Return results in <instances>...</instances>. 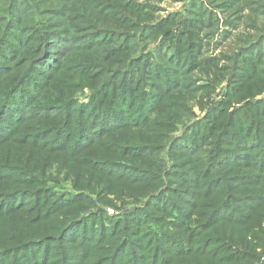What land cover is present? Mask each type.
<instances>
[{
	"label": "rangeland",
	"instance_id": "obj_1",
	"mask_svg": "<svg viewBox=\"0 0 264 264\" xmlns=\"http://www.w3.org/2000/svg\"><path fill=\"white\" fill-rule=\"evenodd\" d=\"M81 2L0 0V107L13 72L15 80L17 70L30 64L29 57L35 60L42 52L44 38L39 28L78 36L65 44L53 39L51 48L66 49L60 55L65 68L61 63L47 72L52 63L44 59L47 66L40 67L38 83L32 71L24 84L29 92L24 101L19 93L15 102H21L18 114L8 108L3 115L11 120L12 131H3L0 140V167L5 168L0 170L1 202H7V207L28 202L30 213L35 214L46 205V223L27 228L37 233L45 225L49 232L42 241L52 244L53 251L75 232L84 236L81 244L90 235L88 246L83 243L74 255L71 251L79 248L76 240L63 245L71 256L66 258L68 264H151L155 261L150 258L156 255L163 263L168 249L160 239L155 241L157 247L151 245L152 238L146 240L150 229L158 226L164 235L171 234L183 244L186 227L201 223L212 210L221 216L216 221L237 224L236 230L229 225L220 228L234 239L236 247L251 240L248 243L255 250L251 249L254 255L248 264L253 260L264 264V0H111L123 14L119 17L125 19L108 15L109 20H96L121 29L115 34L93 31L101 39L87 53L81 52L93 45H84L88 32L77 33L82 19L66 15L67 8L80 9ZM101 10L110 14L104 7ZM135 20L145 22L143 28L159 29L153 36L139 38L120 25ZM59 35L54 33L53 38ZM39 42V48L34 47ZM253 44L258 45L242 53ZM81 62L92 63L88 71L94 76L102 67L101 80L109 79L103 86L107 85L105 92H96L91 79L87 85H79ZM123 74L137 86L124 109L121 106L127 97L116 99L120 109L114 112L125 121L115 119L112 126L127 129L114 132L108 128L91 137L93 130L83 135L77 124L66 126L64 115L80 119L95 98L105 99L112 89L122 94ZM54 80L69 82L67 86L73 89H67L66 96L58 95L49 88ZM157 92L162 94L156 105L141 112L145 98ZM212 108L214 115L209 117ZM89 118L88 114L86 121ZM206 128L212 131L205 133ZM187 130L195 148L185 145L178 149ZM72 133L76 141L81 140L77 153L56 152ZM91 140L94 145L84 149ZM234 150L246 163H233ZM209 162L205 170L199 169ZM115 172L118 174L113 175ZM194 174L199 180L187 179ZM154 187L160 189L155 192ZM35 199L41 202L40 208L39 203L33 205ZM73 199L78 200L70 207L61 205ZM183 209L188 215L185 228L172 224V211ZM89 220L91 225H87ZM81 221L86 224L78 230ZM6 225L16 227L18 222L12 218ZM204 240L199 232L194 245L202 248ZM221 240L222 244L217 239L206 243L209 253L234 246L228 237ZM198 251L193 250L201 253ZM61 259L53 253L51 262L63 264ZM173 260L166 264H175Z\"/></svg>",
	"mask_w": 264,
	"mask_h": 264
},
{
	"label": "trees",
	"instance_id": "obj_2",
	"mask_svg": "<svg viewBox=\"0 0 264 264\" xmlns=\"http://www.w3.org/2000/svg\"><path fill=\"white\" fill-rule=\"evenodd\" d=\"M56 3V2H54ZM83 4V5H82ZM81 7L80 9H74L72 10V7H70V10L67 8L66 10V15H70L73 17H76L77 19H82L80 22L77 23V33L78 34H82V33H86L88 32L87 35H84V37H87V42L84 44L87 47L93 45L91 48L89 49H85L83 52L81 53H87L88 51H92L98 44H99V40L101 38H95L93 35L95 32V30L100 29L101 31L99 32L100 34H105V32H109L110 34H115L116 31H119L121 28H115L113 27L112 24H107L104 22H99L96 20V17H99L101 19H106L109 20L108 15H113L116 16L120 19H125V17H119L122 16L123 14L118 13V11L115 9V6L113 5V3L111 2V0H82L81 2ZM63 7V6H62ZM102 7H104V9H107L110 14H107V12H103L101 9ZM21 11V10H19ZM102 11V12H101ZM86 15H89L88 18H85ZM138 19V17H137ZM136 19V20H137ZM131 21V22H126L125 24H120L123 25L122 28L126 31H128L129 33H136L137 36L136 37H144L145 35H149L151 34V36H153L154 31L159 29L158 26H149L146 28H143V26L145 25L143 21ZM78 21V20H77ZM137 23V24H135ZM129 25H131L129 28ZM38 28H35L33 31H35ZM133 29V30H131ZM39 31L42 33V36L44 38L43 43L39 42L37 43L34 47L39 48V45L42 43V46L40 47V51H42L39 55V57H37L34 60V57H29L30 60V64L28 66H26L25 68H22L20 70H17L16 74H15V80H14V72L11 76V80L9 82V87L6 89L7 95H6V99L4 101V103L1 105L0 107V116H2V118L0 119L1 121H3L4 124H0V140H2V136H3V131H12V127H11V120L7 117H4V113L7 114V110L8 108H13L15 109V113L18 114V109L20 107H18V105L21 104L18 103L16 104L15 102L19 99V93L24 95L23 97V101L26 99V95H29V92L24 88V84L26 83V81L28 80L31 72L33 71L36 75L35 78V83H38V73H41V68L42 66H47V64L44 63V59H48L52 64L51 66H47L48 70L47 72H49L50 70H54L55 67L59 66L62 63V68H65L64 63L62 61V59L60 58V55L63 54L64 51H66V49L64 47H61L60 50L57 49H53L51 48V46L49 44H54L53 43V39L57 41H60L61 43H66L67 40H69V38H73V37H78L75 35H65L64 33L59 35V33H56L55 31L52 32H45V30L43 28H39ZM90 31V32H89ZM57 34L59 35L54 36L53 35ZM109 34V35H110ZM36 36V34H35ZM73 36V37H72ZM82 37V36H79ZM110 36H108L109 38ZM83 38V37H82ZM81 38V39H82ZM107 38V39H108ZM79 39V41L81 40ZM31 41H34V38H32ZM78 43V42H77ZM62 44H60L59 46H61ZM77 45V44H76ZM258 44H253L251 46H249L248 48H246V50H243L242 53H245L247 51H250V49H252L253 46H257ZM259 45H263L262 42ZM75 47V46H74ZM82 47V45H81ZM132 48L129 49V51H131ZM254 51V50H253ZM252 51V52H253ZM247 56V54L245 55ZM55 57H58L59 59L57 61L54 60ZM42 59V61H41ZM131 60V58L129 59ZM135 59H133L131 62H134ZM96 64H100L99 62H94ZM92 63H88V62H81L79 64V68H80V72L78 73V78L80 79V84L81 86L83 85H87V81L89 79L93 80V85L94 88H96V92L101 93V92H105L107 89V85L105 87L104 84L109 82V79L103 81L102 79V75L99 72L100 69H102V67H100L98 70H96L97 74L96 76L95 73H92L91 71H88L90 68H93V66H90ZM87 65V66H86ZM103 66V65H101ZM31 67V69L28 71V69ZM104 67V66H103ZM87 72H90V74H87ZM46 76V72L43 73ZM156 74L161 75L164 74L163 72H159L156 71ZM90 75V77H88ZM122 78V84L119 87V90L122 91V94H118V91H114V89L111 90V92H108L107 97L105 99H98L95 98L93 105H91V107H88L87 110H85V112L81 115L80 119L75 118V116L71 115V114H66L64 115V122L68 121L66 126H71V125H75L77 124V129L79 132H82L83 135L87 134L88 132L92 131V135L96 136L99 135L101 133H106L104 132V130L111 128L114 129L113 131H124L125 129H127V127L122 126L120 128H117L118 126H112L114 123V120L118 119L120 122H124V119H119V116H117L118 112H114V111H119V106L116 104V99H118L119 101H122L124 98L127 97L126 100L123 101V105L121 106V109H124L125 104L128 102V98L129 96L133 95L134 93L132 92L133 87H136V85H132V80L130 78H127L124 74H123ZM118 81V80H117ZM55 82H57L55 84ZM165 82V81H164ZM69 82H63L62 80H54L53 83H51L49 85V88L52 92L61 95V96H66L68 95L66 93L67 89H73L72 86H67ZM113 83V82H112ZM168 84V83H167ZM112 86V84H111ZM154 88L156 89H166V88H162L159 86L156 87L154 86ZM141 88L140 84H139V89L138 91H140ZM38 86H37V92H38ZM110 91V90H109ZM137 91V92H138ZM144 91V90H143ZM136 92V93H137ZM39 93V92H38ZM158 94V96H157ZM153 93V96L151 97H147L145 98L144 104L142 106V110L141 112L145 113L144 110L147 108H152L153 106L156 105V102L159 101L160 95L162 94L161 92H157ZM154 100H152V98H154ZM115 98V99H114ZM97 101V102H96ZM118 102V101H117ZM96 103V104H95ZM120 104V102H118ZM8 104H15L14 106H9ZM129 105V103H128ZM113 106L116 107V110H113ZM70 107L69 105L65 106ZM94 109V111H93ZM135 107H132L131 110H134ZM212 110H214V108L211 109V112L209 114L210 116H213L214 114L212 113ZM68 113V112H67ZM90 116L89 119H87L86 121V116ZM142 115V114H141ZM249 116H251L249 114ZM84 119V122H81V120ZM94 120V123H93ZM92 125H94L93 127H91ZM79 126V127H78ZM194 129V128H190ZM187 130L185 132V135H183V140L180 138V145L177 146L178 149L183 148L185 145H188L189 147L195 148L194 143L191 139L190 133L191 131ZM212 131V128H206L205 133H210ZM264 136V133H263ZM29 139L32 140V137L29 136ZM73 140V142L70 141ZM59 139L55 140L53 142L54 145H57ZM81 145V140L76 141V137L74 136V133H72V136L70 137L69 141L63 146L62 149L60 150H56V152H67V153H72L75 152L77 153V147H79ZM94 145V143H88V146L84 149H87L89 147H92ZM173 147L175 148V144L173 145ZM83 149V150H84ZM232 151H229V153ZM234 162L236 164L239 165H243L244 162L243 160H240L239 158H241V155L238 154L239 152L237 150H234ZM238 158V159H235ZM214 162V161H213ZM212 162H209L208 164H205L204 167L199 168V169H203L205 170L209 165H211ZM5 169L0 167V170ZM98 171L104 172L102 170H100V168H97ZM196 171V170H193ZM201 171V170H200ZM106 173V172H104ZM118 172H115L113 175H117ZM172 175V174H170ZM192 177V178H191ZM149 178V177H148ZM186 178V177H185ZM187 179H193V180H199V175L194 174V176H188ZM135 183V182H132ZM142 184L139 183V185ZM160 188L159 187H154L153 191L157 192ZM5 199V196L3 197ZM21 200H25L24 197L22 196L20 198ZM8 198H6L5 201H7ZM35 199V203H33V205H37L38 203L40 204L39 208L41 207V202L39 200ZM78 199H73L70 201H64L61 205L65 206L66 208L70 207V205L75 202ZM28 202L25 203H21L19 206L17 205H11L9 207L7 202H1L0 200V264H52L53 262H51V258L53 253L55 254V256H59L61 259V262L63 264H68L70 260H66L67 257H71L69 256V252H67L66 250H63V245H70L71 242L76 240V244L79 246L78 249L72 250V254L74 255V253H77L80 251L81 246L83 245V243L88 246L86 243L90 242L92 240V237H90V235H86V237L84 238L83 243L81 244L80 239H82L84 236L83 235H78V232H75V235L72 236V238H70L69 240H64L63 242H61L62 244L60 245V248L58 251H53L52 249V244H47L45 241H42L44 239V237L47 236L49 229L47 227H43V229H45V231H43V229L40 232L37 233H30L29 232V228L28 225L30 224V226L32 225H37V224H41V223H46V221L48 220V218L46 217L45 214H43V209L46 207V205L42 206V209H40L36 214L35 213H30L29 207H28ZM211 207V206H210ZM172 215L175 217L173 218V222L172 224H175L179 227H186V218H187V213L185 212V210H181L179 213L176 212V210L172 211ZM221 216H218L217 213L215 211H211L209 213H207L206 217L204 218V220L199 223V224H195V225H189L188 227H186V236H185V240L184 243H179L177 241H174L172 239V235L171 234H167L164 235L161 232V229H159V227H154L151 228V233L146 237V240L149 241L151 238V245H153L154 247H157V245H155V241L157 239L159 243H163V247L164 249H168V252L166 254H168L165 258V260H163V263H161V258L160 255L159 257L156 255L155 258H150L153 259L155 262H151V264H166L167 262H169L172 258L174 259L173 262H175V264H248L249 263V259L253 258V252L251 251V249L255 250V246H253V244L248 243L251 240H249L247 242V244L243 245L241 248H238L235 246V241L232 237L227 236L225 233H223L220 228L222 227V225H229L231 227H233L235 230L237 229V224L234 223H229V224H224L222 222L216 221L217 219H219ZM16 219L18 222V225L16 227H8L6 225V223L10 220V219ZM190 219V218H188ZM167 225L169 224L168 221H166ZM143 223V220H141V224ZM71 221L68 220L67 221V225H70ZM85 224H83V222L81 221L79 224V229L78 230H82V227H85ZM190 224H192V222H190ZM87 225H91V221L89 220ZM86 225V226H87ZM160 225H164V221L161 222ZM88 227V226H87ZM88 229H90L88 227ZM181 231V230H179ZM201 232V235H205L206 240L203 241L202 244V248H197L194 243H195V237L196 234ZM81 233V232H80ZM79 233V234H80ZM143 234L146 233V231L142 232ZM178 234H183V231L181 232H177ZM228 237V241H230L234 246L230 245L227 248H221L217 251L218 248H214V250H212V252L209 253V246H206V243L209 241H214V240H219V243L222 244L223 240H221L222 238ZM255 233L252 234V238L254 239ZM97 240V239H96ZM54 243V242H52ZM55 246V244H53ZM238 246H241L238 245ZM188 248V249H187ZM199 250L198 252L201 253H197V252H193V250ZM190 250V252H189ZM222 250H224L222 252ZM91 251V249H90ZM89 251V252H90ZM216 252V254H215ZM201 254H203L201 256ZM131 255V253H129V256ZM126 258V257H124ZM123 258V259H124ZM149 259V261H150ZM256 263V260H253L251 263ZM254 263V264H255ZM72 264V263H70ZM121 264V263H118ZM168 264H172V263H168Z\"/></svg>",
	"mask_w": 264,
	"mask_h": 264
}]
</instances>
